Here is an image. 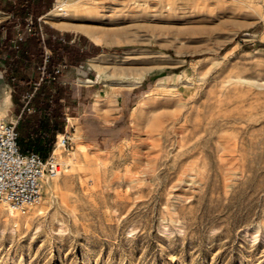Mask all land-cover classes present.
<instances>
[{
    "label": "rangeland",
    "instance_id": "374dc122",
    "mask_svg": "<svg viewBox=\"0 0 264 264\" xmlns=\"http://www.w3.org/2000/svg\"><path fill=\"white\" fill-rule=\"evenodd\" d=\"M55 2L101 96L39 203L0 204V264H264V0Z\"/></svg>",
    "mask_w": 264,
    "mask_h": 264
},
{
    "label": "trees",
    "instance_id": "16d2710c",
    "mask_svg": "<svg viewBox=\"0 0 264 264\" xmlns=\"http://www.w3.org/2000/svg\"><path fill=\"white\" fill-rule=\"evenodd\" d=\"M54 0H0V12L8 19L0 23V72L10 86L11 99L18 116V146L22 153H38L46 158L55 143L56 136L64 131V110L60 102L66 90L56 82L54 73L58 65L76 66L91 58V52L70 43V35L55 33L37 19L50 11ZM31 21L32 33L24 42L14 40L9 32L14 27H24ZM48 52L44 65V52ZM44 70V78L37 85V78L29 77ZM35 87V89H34ZM32 94L24 105L23 97Z\"/></svg>",
    "mask_w": 264,
    "mask_h": 264
},
{
    "label": "built area",
    "instance_id": "2783aa9c",
    "mask_svg": "<svg viewBox=\"0 0 264 264\" xmlns=\"http://www.w3.org/2000/svg\"><path fill=\"white\" fill-rule=\"evenodd\" d=\"M52 10L63 14V4L55 2L52 5ZM43 18L44 16H41L37 19L40 31L43 29ZM31 33V21L28 20L26 25L17 31L12 49L16 48L17 42H24ZM47 59L48 52L45 51L44 65L47 63ZM65 68L64 64L57 66L54 71L56 80ZM44 76V70L41 68L37 85L42 82ZM31 96L32 94L23 97L22 101L25 102V106ZM64 116L65 126L61 148H66L69 145L67 132L69 118L66 114ZM18 136L17 121L0 123V204L6 205L14 212H24L39 202L44 183L58 178L63 165L54 155L55 145L50 154L46 158H42L38 153H22L18 146ZM57 142L58 135L56 136Z\"/></svg>",
    "mask_w": 264,
    "mask_h": 264
},
{
    "label": "crops",
    "instance_id": "0c3cea01",
    "mask_svg": "<svg viewBox=\"0 0 264 264\" xmlns=\"http://www.w3.org/2000/svg\"><path fill=\"white\" fill-rule=\"evenodd\" d=\"M0 14L3 16L1 22L8 19V16L6 14L2 12H0ZM20 29H22V27H14L12 30H10L9 35L13 39H15L17 31ZM76 38L77 37L75 35H72L70 43L76 42ZM76 43L80 47V49L89 52L86 46H83L82 44L79 45L78 42ZM97 56L95 53L94 57L88 58L80 62L76 66H66L59 78L56 80L57 84L66 90L65 97L60 100V102L63 103L64 114H70L72 117H74V119H76V121L82 124L87 122L89 120L88 118H90V115L86 111V107L91 106L93 109L96 98L101 96V90L96 88V70L90 67V64L96 61ZM28 74L30 78L36 76L38 81L39 73L35 75V73L30 70ZM0 91H2V94H0V103H12V90L1 72ZM12 112L13 115L16 116L14 106H12ZM16 117L18 119V116ZM58 135L59 137L62 136L60 134Z\"/></svg>",
    "mask_w": 264,
    "mask_h": 264
},
{
    "label": "bare ground",
    "instance_id": "6f19581e",
    "mask_svg": "<svg viewBox=\"0 0 264 264\" xmlns=\"http://www.w3.org/2000/svg\"><path fill=\"white\" fill-rule=\"evenodd\" d=\"M63 11H64V9H63ZM65 13H66V11L63 12V14H65ZM61 139H62V136H60V137L58 136V142L56 143V146L54 147V155L56 154V151H57L56 148H57V146L61 148ZM46 183H49V181H46Z\"/></svg>",
    "mask_w": 264,
    "mask_h": 264
}]
</instances>
